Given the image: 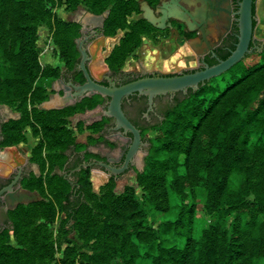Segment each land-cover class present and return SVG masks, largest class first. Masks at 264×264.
I'll use <instances>...</instances> for the list:
<instances>
[{
  "label": "trees",
  "instance_id": "1",
  "mask_svg": "<svg viewBox=\"0 0 264 264\" xmlns=\"http://www.w3.org/2000/svg\"><path fill=\"white\" fill-rule=\"evenodd\" d=\"M53 0H0V104L13 105L20 117L7 127L10 141L26 139L22 128L36 124L42 141L33 150L34 159L51 170L64 161L74 140L66 118L93 109L98 97H85L62 109L38 108L49 97L61 67L42 65L37 46L38 24L51 21L55 48L62 63L77 66L80 52L76 39L80 23L54 17L46 3ZM85 3L94 14H109L105 32L114 35L126 29L108 62L123 65L148 31L144 20L128 21L139 11L137 0H69L71 8ZM256 25V24H255ZM262 62L230 71L222 85L214 78L179 101L159 124L151 140L148 166L137 174V185L114 191L115 180L102 194L92 188L90 173L82 175L83 192L69 201L68 189L49 180L47 199L21 208L14 216V233L27 238L23 248L0 244V264H35L50 255V244L32 229L30 219L38 213L48 221L57 210L82 241L67 240L55 264H260L264 261V53ZM48 79L50 83H43ZM50 84V85H49ZM82 125L79 121L78 125ZM102 121L90 128L97 132ZM46 143V144H45ZM45 144V146H44ZM43 147L48 152L43 154ZM206 192L207 225L194 237L198 190ZM170 191L176 202L171 203ZM49 197V198H48ZM69 202V203H68ZM149 202L167 218L155 226L150 221ZM188 234L183 238V232ZM32 232L31 238L29 235ZM39 234V235H38ZM181 239L183 241L181 242ZM25 247V248H24ZM88 247L87 250H82ZM90 251V252H89ZM11 261V262H10Z\"/></svg>",
  "mask_w": 264,
  "mask_h": 264
},
{
  "label": "flooded vegetation",
  "instance_id": "2",
  "mask_svg": "<svg viewBox=\"0 0 264 264\" xmlns=\"http://www.w3.org/2000/svg\"><path fill=\"white\" fill-rule=\"evenodd\" d=\"M259 1L254 0L252 6L256 20L253 39L249 45L250 52H246L242 59L229 70L199 83L196 89L188 88L184 91L159 94L153 98L152 102L148 96L138 93L123 98L124 112L140 129L142 136L139 151L123 171L119 170L125 164L132 134L116 129L114 118L104 115L99 117V120H95L94 122L102 121L103 123L99 131L89 134L95 137V140L90 142L87 136L85 141H78L85 143L83 147L75 148L71 145L64 153L65 158L62 164L60 165L58 160V165L51 170L50 162L45 166L41 161L34 159V149H28L25 142L10 141L7 127L20 116L10 106L0 104V243L5 241L9 245L13 244L10 237L14 234L15 214L20 212L23 206L47 199L49 180L54 185L57 183L55 174L61 178L58 180L61 187L68 189L69 201L72 202L74 196L83 192L81 176L85 173L89 172L91 178V174L95 171L101 180L108 182L114 179L117 182L127 174L140 172L139 157L143 159L144 168L151 148L148 130L159 126L169 109L192 92L211 83L214 78L217 79L236 68H244V62L250 56L264 53V38L256 34ZM137 2L139 11L132 13L139 15L135 21L144 19L149 24L148 31L143 36L147 38L150 45L146 56L149 62L125 67V60L123 65H110L108 60L123 38L126 29H120L116 34L110 35L105 32V21L103 27L95 29L80 24L79 37L85 39L84 47L89 53L87 69L92 79L101 85L110 86L113 82L116 86H120L143 77H172L203 71L225 61L237 49L240 41L239 10L242 0H137ZM144 2L154 17L166 15L164 27H158L144 18V11L141 9ZM176 3L183 17L171 11ZM185 18L189 20V23ZM80 61L81 52L76 67L70 68L65 63L60 66V75L50 85L48 99L55 94L64 95L67 87L74 92V86L82 85L87 81L85 72L79 68ZM95 96L98 97L99 103L93 109V113L105 111L110 98L99 93L85 97ZM85 97L80 100L77 98V101L71 105H75ZM120 133L123 136H120ZM5 153H8L7 157L3 156ZM101 163L111 165L115 171L112 172ZM25 192L36 193L37 200L19 202L20 194Z\"/></svg>",
  "mask_w": 264,
  "mask_h": 264
},
{
  "label": "water",
  "instance_id": "3",
  "mask_svg": "<svg viewBox=\"0 0 264 264\" xmlns=\"http://www.w3.org/2000/svg\"><path fill=\"white\" fill-rule=\"evenodd\" d=\"M253 1L254 0H242L239 10V25H240V41L238 43L237 49L234 53L225 61H222L216 66L207 68L203 71L194 72L191 74L172 76V77H162V76H150L143 77L129 83L116 86L115 83L111 82L110 86H104L95 82L89 74V71L86 66V62L89 60V53L84 47L85 39L78 37L76 43L78 49L81 52V61L79 68L85 72L87 81L82 85L74 86L75 91L71 92L69 87L66 88L64 95L55 94L54 97L45 100L42 104H39L40 107L50 110V109H61L68 105H71L77 101V98L82 99L85 96H93L94 94H101L110 98L108 106L105 111L95 113L96 116L102 117L107 116L115 119L116 126L118 130H123L124 133H131V143L127 151V156L124 166L119 170L123 171L127 168L128 163L133 160V157L139 151L140 146L142 145V136L141 131L137 128L127 117L123 108L122 101L123 98L133 94H143L149 97V100L152 102L153 98L159 94L174 93L177 91H184L188 88H198L199 83L209 80L213 77H217L229 70L233 65L239 62L246 52H250L249 45L253 39L254 21L256 20L253 15ZM167 6V5H166ZM141 9L144 11V18L153 23L158 27H164L166 15L156 18L152 15L150 9L146 6L144 2ZM171 11L181 17L179 9L177 8V3L172 6ZM108 16V13L103 14H94L89 10H85L79 17V23L85 26L95 28H101L104 25L105 18ZM183 17V16H182ZM187 23L189 20L185 18ZM84 34V28L82 29ZM144 38V37H143ZM150 49V45L147 42V38L142 39V43L139 48V60L140 62H149V59L146 58L148 55L147 50ZM123 136L122 133L119 134ZM3 156L7 157L8 153H5ZM107 169L112 172L115 171V168H112L111 165L101 163ZM139 168L143 170V159L139 157ZM118 171V170H117ZM116 171V172H117ZM118 171V172H119ZM92 177V187L95 192L98 191V188L101 184L106 181L99 178L97 172L91 174ZM101 181V182H100ZM125 185H130L136 188V173L132 172L127 174L125 177L117 181L114 191L120 193L123 191ZM19 202H29L36 201L37 194L31 192L21 193ZM11 240H13L14 246L23 247L19 242L14 239V236L11 235Z\"/></svg>",
  "mask_w": 264,
  "mask_h": 264
},
{
  "label": "rangeland",
  "instance_id": "4",
  "mask_svg": "<svg viewBox=\"0 0 264 264\" xmlns=\"http://www.w3.org/2000/svg\"><path fill=\"white\" fill-rule=\"evenodd\" d=\"M47 7L50 9V11L54 14V17L61 18L65 21H71V22H77L79 23V17L85 10H89L88 7L85 5V3L81 2L79 3L75 8H71V5L69 3V0H53L46 3ZM258 24L256 27V34L258 37L264 38V0H260L258 3ZM108 13V11H107ZM139 15L132 14L130 18H128L129 22H134L135 18H137ZM53 17L51 21L48 20H42L38 24V31H37V46L39 48V58H41V61L44 65H51V66H63V63L59 60L58 57V50L55 48V42H54V27L52 25ZM122 33V32H121ZM142 43V42H141ZM48 49V52H45L46 49ZM140 48V47H139ZM139 48L134 50L132 54L126 59L125 67L130 66H136L140 64L139 60ZM263 55H254L250 56L246 61L244 62L245 68L250 67L258 62H262ZM230 76V73L225 74L221 77L217 78V81L221 83L222 85H225L228 82V77ZM43 83H50L48 79H43ZM50 85V84H49ZM5 104V103H1ZM40 103L37 104L38 108H41L39 106ZM10 106L15 112H18V116H20V112L17 109L16 105L17 103H14L13 105L5 104ZM97 107V106H96ZM95 107V108H96ZM93 108V109H95ZM93 109H85L82 111L75 112L68 116L66 118L67 125L72 131V135L74 137V140L77 142H82L86 140V137L89 136L90 133L93 132V129L90 128V125L95 121L99 120V117L93 113ZM81 122L83 126L78 125V122ZM23 136L26 137V139L22 142H25L27 145H25L28 149H35L36 146H39L42 141V133L40 131V127L36 124H29L24 125L22 128ZM159 130L158 127H154L148 130V137L150 140H154V138L157 136ZM92 135L89 136V141L93 142L95 139ZM46 144V143H45ZM44 144V146H45ZM85 145V143L83 144ZM48 150L43 147V154L47 153ZM151 154V148L149 150V153L147 157ZM146 164L143 168L146 169L148 166V159L145 160ZM142 170V171H143ZM137 174L136 173V184H137ZM92 180V177H91ZM107 182L101 184L98 188L97 193L102 194L105 190V185ZM117 182L115 181L114 188L116 187ZM127 185L124 186V188ZM93 188V187H92ZM136 192L137 194L143 199V193L144 190L142 187L136 186ZM199 197L197 199L198 208L196 213V221L195 226L192 231V235L194 237H199L201 230L207 225L208 217L204 210V204L206 200V192L202 189L198 190ZM47 197V196H46ZM49 198V197H48ZM170 198L171 203L174 204L176 202L174 194L170 191ZM147 208L150 212V221L155 226H158V224L165 220L167 218L165 213L159 212L153 206L151 203H146ZM65 219V214L59 210H57L55 219L53 221H48L45 218L41 217L38 213L36 215H32L30 219V226L32 229H37V232L40 234L41 224H44V232L41 233V238L44 237V240L48 242L51 246L50 248V255L44 260L36 262L35 264H55L57 260H59L63 255V250L65 246L67 245V240H75L78 244H81L82 241L77 237L76 232H72L70 230V225L65 223L63 220ZM38 234V235H39ZM188 232L185 230L183 232V238L187 236ZM32 232L29 235V239L31 238ZM14 239L19 242L22 246L27 245L26 241L28 240L25 237L20 238L13 234ZM183 239H181V242ZM1 244V243H0ZM13 248H23L18 247L14 245H9ZM25 248V247H24ZM88 247H83L82 250H87ZM90 252V251H89ZM11 262V261H10ZM138 264H149V261L147 259H140L138 261ZM260 264H264V261Z\"/></svg>",
  "mask_w": 264,
  "mask_h": 264
},
{
  "label": "built area",
  "instance_id": "5",
  "mask_svg": "<svg viewBox=\"0 0 264 264\" xmlns=\"http://www.w3.org/2000/svg\"><path fill=\"white\" fill-rule=\"evenodd\" d=\"M48 49H49V48H47L45 52H48ZM40 62H41V64L43 65V63H42V61H41V58H40Z\"/></svg>",
  "mask_w": 264,
  "mask_h": 264
}]
</instances>
